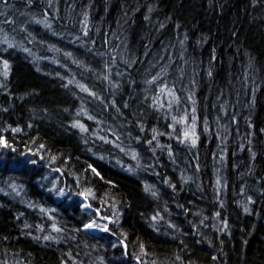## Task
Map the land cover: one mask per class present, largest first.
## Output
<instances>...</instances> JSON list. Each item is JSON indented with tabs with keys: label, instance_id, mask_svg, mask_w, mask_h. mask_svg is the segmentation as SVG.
Here are the masks:
<instances>
[{
	"label": "trees",
	"instance_id": "trees-1",
	"mask_svg": "<svg viewBox=\"0 0 264 264\" xmlns=\"http://www.w3.org/2000/svg\"><path fill=\"white\" fill-rule=\"evenodd\" d=\"M45 9L51 29L32 22L33 17L43 20ZM0 29V41L6 35L31 49V54L13 49L11 56L4 54L12 71L6 80L0 75L5 85L0 87V136L13 145L0 147V264H138L136 255L145 264H264V0H35L31 7L24 0H7V6L0 0ZM29 32L34 39L26 38ZM77 36L88 41L92 51L87 55L78 41L73 43ZM3 47L0 43V53ZM105 63L119 89L97 79L108 74ZM162 67L163 82L175 85L181 101L171 110L152 106V98L161 96L160 82L145 83ZM64 76L87 84L105 100L114 97L120 112L100 111L99 102L87 93L64 87ZM169 99L164 93L163 101ZM82 105L104 121L99 134L110 136L106 129L111 127L122 148L140 153L143 167L135 173L126 170L129 164L135 168L136 161L93 136L96 123L76 115ZM193 106L199 136L194 147L174 138L181 126L175 132L169 127L171 116L185 110L191 124ZM74 119L90 131L81 134L71 128ZM138 124L144 125L143 132ZM153 128L161 133L159 143L171 146L172 159L167 148L150 151L156 147L155 141L146 143ZM149 163L155 167L147 168ZM88 164L104 179L85 172ZM181 173L191 180L183 182ZM57 180L71 193L94 189L90 213L96 207L104 215L118 209L117 235L74 232L87 220L88 214L76 205L83 197L50 194ZM145 183L158 189V198L145 192ZM29 203L57 209L51 213L56 220ZM157 212L163 219L152 222ZM53 222L66 229L59 243L34 239L52 232Z\"/></svg>",
	"mask_w": 264,
	"mask_h": 264
},
{
	"label": "snow or ice",
	"instance_id": "snow-or-ice-1",
	"mask_svg": "<svg viewBox=\"0 0 264 264\" xmlns=\"http://www.w3.org/2000/svg\"><path fill=\"white\" fill-rule=\"evenodd\" d=\"M26 7H31L34 3L35 0H24ZM5 5L7 6V0H4ZM45 18L43 20L40 19H36L35 17H33V23L36 24H42L45 28L47 29H51L52 25L51 23L48 22L47 20V9H45ZM6 15V13H5ZM85 21H87V14H85ZM15 21H8L5 20V24H14ZM161 27H163V25H161ZM0 31H2V29H0ZM23 31L27 32V27H25L23 29ZM84 35L87 36V27L85 26L83 29ZM54 35H61V33H53ZM32 37L34 39V37L32 36V33H28V36L26 38ZM79 42L80 45H82L85 49L84 54L87 55L88 53H90L92 51L91 48H88V41L81 39V37L77 36L74 38L73 43L75 42ZM41 43H46V41H40ZM0 43H2L3 45H6V47H3L2 49V53H0V75L3 76V78H5V80L7 79V77H9V75L11 74L12 71V65L9 59L5 58L4 54H7L9 56L12 55V53L9 51L10 49L13 50H20L24 53H29L31 54V49L24 46L23 43L21 42H13L12 40L8 39V37L5 35L3 40L0 41ZM92 44H95V41H91ZM53 49L56 51H62L61 49L56 48L55 45H52ZM65 55L71 57L73 56L72 52H68L65 53ZM99 55V54H98ZM55 63L59 64L60 61L56 60ZM73 64H79L81 67H85L87 68L88 66L83 62V61H77V60H73L72 61ZM134 63V61H125V64H131ZM64 67H67V65H64ZM104 68L106 70H108V74L107 75H99L97 76L98 80H107L110 84V86L114 89H119L120 85L116 84L115 81L111 80V68L110 65L105 63L104 64ZM38 71L40 70L39 68L37 69ZM57 75H59V73H57ZM123 75V74H120ZM166 75V69L165 68H160V70L156 73V75L151 76L150 80H147L145 83L147 84H154L157 82L159 83V87H160V92H161V96L160 97H153L152 98V106L155 108H167L169 110H171L174 106V104L179 107L181 104L180 101V97L176 92L175 89V85L173 84L172 87L170 88L169 85L166 82H163V77ZM208 75L211 76L212 72L209 69ZM62 80H65L66 83L64 84V87H68L69 85H72L74 87H76L80 92L83 93H87L88 94V98L94 102H99L100 105V111L104 112V111H109L112 108H115V110L117 112H120L119 107L116 104V99L113 97L111 100H105V97L100 94L97 91L92 90L91 88H89V86L87 84L84 83H80L78 82L75 77H73L72 79H68L67 76L61 77ZM4 83H0V87H4ZM167 93L168 97H170V99L167 101V103H165L163 101V94ZM190 98V97H189ZM145 99H148V97H145ZM195 104V101H193V105ZM124 107L127 108L128 105L127 103L124 104ZM5 111H7V109H5ZM77 116H86L87 119L89 121H94L97 125V131L93 133L94 137H97L100 141H102L105 144H110V145H114L116 148L120 149L121 152H124L126 155L130 156L132 158V160L136 161V167L133 168V166L131 164L127 165L126 170L132 173H135L138 169H140L141 167H143V165L141 164V157H140V153L138 151H136L135 149H129V148H122L121 144V138L119 135H117V132L114 131L111 127H108L106 129V131L108 133H110V136H103L99 134V127L104 125V121L101 119H98V116L96 115H90L88 112V109L83 107V105L81 106V108L77 111L76 113ZM122 115V113H121ZM171 120L172 123L169 125L170 128L173 129V131L175 132L177 126H181V133L179 135H175V139L181 143H190L191 146H195L199 140V136L196 132V127H197V117H196V108L193 106L191 109V124H189V113L185 110L183 115L181 116H176V115H172L171 116ZM206 123V122H205ZM31 126V125H29ZM10 127V126H9ZM71 128L78 130L81 134H86L90 131L88 125L86 123H84L81 119H74L71 122L70 125ZM138 127L140 129L141 132H143L144 130V125L143 124H138ZM205 130H207V128H205ZM5 131H7V129H5ZM13 132H19L22 131V129L20 128H13L12 129ZM118 131V130H117ZM152 139L146 140L147 145L151 146L153 145V142H156V147H150V151L152 153H155L157 151V148H160L161 150L167 148L168 149V154H169V159L173 158V153L171 152V146L170 145H161L158 141V137L161 135V133H159L155 128L152 129ZM129 138H131V133L127 134ZM163 135H169V133H164ZM141 139V137L137 136L135 137V140L137 142H139ZM85 144L89 143L88 139H84L83 141ZM0 147H4V148H12L13 145L10 144L7 139L3 136H0ZM41 147L43 148L44 146L41 145ZM89 151H91V149H89ZM95 154V153H94ZM99 159L103 160L105 159L104 156H100L98 157ZM42 159V158H41ZM52 160H55L56 157L53 156L51 157ZM69 159H71V157H69ZM158 159V158H157ZM29 163L31 164H37L39 163V161L37 160H31L29 161ZM155 165L152 163H149V165H147V168H154ZM199 167V165H197V168ZM91 171L92 174L96 177H98L100 180L104 179L103 174L101 173V171L93 164H88L87 168L84 169L85 172ZM53 171L56 172H63V169H53ZM156 175H159V173H156ZM181 178L183 182H187L189 180H191V177H184L183 173H181ZM41 179H47V177H41ZM61 183L60 180H57L56 183L53 185L52 188L48 189V192L54 193L56 197L59 198H67L69 200H71L72 195H76V196H80L83 197V201H77L76 205L79 208H82L85 213L88 214L87 216V220L85 222V220H81L80 223L82 225V228L78 227L73 229L74 232L79 233L81 230H87L88 232H100V233H110L112 236H116L117 232L113 231V228L116 227L118 228L119 223H120V217H121V213L119 212V210L117 209L112 215H104L101 212V209L99 207H96L94 212H89L88 210L93 209V203L92 201L96 199V192L94 189H86L84 191H79V192H75V193H71V189H68V191H65L64 188L59 187L58 185ZM74 183L79 184L80 180L79 177H76L74 180ZM107 183L112 184V181H107ZM164 184H169V182L167 180L163 181ZM221 183L220 178H217V185L219 186ZM41 187H43L44 185L41 184ZM169 186L173 189H175L176 185L174 184H169ZM11 187L13 188V190H16V185H11ZM144 190L145 192H147L150 196L154 197V198H158L159 197V191L158 189L155 188L154 185H149L147 183H145L144 185ZM4 190L2 188H0V192H3ZM241 191L243 192V189H241ZM71 193V195H70ZM7 195V193H6ZM248 200L251 201V197H248ZM222 203V202H221ZM29 208H38L39 211L42 214H47L49 216H51L52 212L57 211V209H49L44 207L43 205H38L36 203H29L28 204ZM178 207H183L182 205H178ZM245 212L250 211V209L248 207L244 208ZM20 215H23V213H21ZM217 217L220 216V213L217 212L215 214ZM19 218V217H17ZM52 221L56 220L55 216H51ZM163 216L157 212L156 214L152 215L150 217V220L152 222H156L158 220H162ZM204 221L201 220L200 224H203ZM223 227L226 228L227 227V221L224 220L221 222ZM170 224V227L175 229L177 226L175 224ZM152 226L154 228H156V223H153ZM25 227H30L29 225L25 224ZM194 227H196V225H194ZM51 229L52 232H49L46 235L41 236H37L34 237V239H43L44 241H50V242H54V243H59L61 239H63V234L65 233L66 229L63 227H60L57 223L53 222L51 223ZM157 231H159L158 228H156ZM40 231H44L43 226H40ZM120 235L123 236L125 239L127 238V233L125 232H120ZM75 236H72V239H75ZM100 239H103L104 237L101 236L99 237ZM119 243L122 245V247L126 250L127 249V244L124 243L123 240L119 241ZM116 244H112V247H116ZM140 249L142 251V253L144 255H147V251L146 248L143 244L140 245ZM123 255H128L127 251H125L123 253ZM177 259H180V257H177ZM135 260L138 262V264H145V261L142 259V257L140 255H136L135 256ZM101 261L103 262V258H101ZM152 264H156L155 261L152 262Z\"/></svg>",
	"mask_w": 264,
	"mask_h": 264
},
{
	"label": "rangeland",
	"instance_id": "rangeland-1",
	"mask_svg": "<svg viewBox=\"0 0 264 264\" xmlns=\"http://www.w3.org/2000/svg\"><path fill=\"white\" fill-rule=\"evenodd\" d=\"M92 233H98V232L93 231Z\"/></svg>",
	"mask_w": 264,
	"mask_h": 264
}]
</instances>
